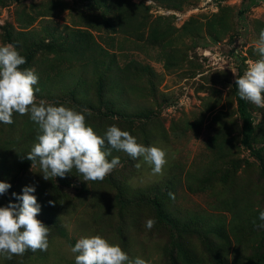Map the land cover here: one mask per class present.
<instances>
[{
	"label": "rangeland",
	"instance_id": "374dc122",
	"mask_svg": "<svg viewBox=\"0 0 264 264\" xmlns=\"http://www.w3.org/2000/svg\"><path fill=\"white\" fill-rule=\"evenodd\" d=\"M128 1L134 20L112 27L109 0H0V45L19 44L21 69L39 78L38 104L72 108V86L95 78L72 50L55 53L57 43L75 46L66 34L85 30L122 69L111 84L104 79V97L125 115L86 123L101 136L112 125L126 130L167 161L154 175L143 157L116 150L109 160L120 164L103 181L86 182L75 169L45 180L39 162L26 159L37 126L14 113L12 124L0 122V181L11 185L0 206L34 186L49 246L11 260L0 254V264H75L71 247L92 235L146 264H264V228L253 224L264 211V108L246 101L254 129L245 138L235 84L260 58L264 0ZM91 86L84 101L102 106Z\"/></svg>",
	"mask_w": 264,
	"mask_h": 264
},
{
	"label": "clouds",
	"instance_id": "9594fccd",
	"mask_svg": "<svg viewBox=\"0 0 264 264\" xmlns=\"http://www.w3.org/2000/svg\"><path fill=\"white\" fill-rule=\"evenodd\" d=\"M254 51L259 59L250 60L245 72L235 84L241 99L264 108V29L259 33ZM26 63L12 44L0 45V122L13 123V114L28 115L37 126L36 140L26 159L39 162L43 179L63 178L73 169L86 182L103 181L120 164L119 157L111 156L112 150L122 151L133 159L143 157L151 166L154 175H162L166 153L156 146H144L126 130L109 126L101 136L86 123L85 114L63 105L37 103L34 86L38 75L33 69H21ZM136 167H140L139 164ZM11 185L0 181V196L5 195ZM34 186H24L21 194L12 196L19 203L9 201L0 206V254L11 260L26 251H47L49 227L37 219L41 205L33 193ZM170 198L174 194L169 193ZM49 205L55 204L49 200ZM262 222L254 226L264 228V211L259 212ZM154 219H148L145 227L151 230ZM75 264H146L142 258L130 260L118 244L110 243L100 235L77 239L71 247Z\"/></svg>",
	"mask_w": 264,
	"mask_h": 264
},
{
	"label": "trees",
	"instance_id": "16d2710c",
	"mask_svg": "<svg viewBox=\"0 0 264 264\" xmlns=\"http://www.w3.org/2000/svg\"><path fill=\"white\" fill-rule=\"evenodd\" d=\"M128 2V0H109L107 9H109L110 18H106L105 21L112 27H115V25H120L121 22L134 20V17L131 14L130 7L126 6ZM127 25H129V23H127ZM127 31L128 33H132V30ZM67 36L71 37V42L75 41V46L70 45L66 48H63L60 44L57 43V49L55 53H68L70 52V50H72L76 55L77 60L80 61L81 68L85 70V67L92 66L94 68L93 71L95 74V78L92 81L86 82L85 80L80 79L78 80V85L74 84V86H72L70 96V99L72 101L71 106H73L72 108L76 107V109H79L81 113L85 114L86 120L89 118H92L93 120L102 118L103 120L99 121L103 122L108 120H104V118L106 117H115L116 114H119L118 111L114 109V106L111 108L107 107L106 105L110 104V102L106 101L104 97V79L109 78L111 84L113 81V77H111L110 74L113 75V69L116 68V74L118 72H121L122 70L121 68H118L119 66L115 62L114 55L109 54V52L94 39V36L85 30H73L70 35H65V37ZM11 43L16 47L19 46L16 40H13ZM51 45H53V43ZM48 47L49 45L47 46V48ZM107 57H110V59H107ZM90 62H93V64H88ZM92 84H95L92 91L95 90L94 94L97 95V101L102 106L93 105L91 102L88 103L87 101H84L88 98V93L92 87ZM73 93L74 95L77 94L78 96L74 97L72 95ZM57 100L60 101V103H65V101L63 100ZM237 100V110L243 123V135L245 138H248L249 135L253 132L254 124L248 112L246 100L241 99L238 94ZM113 104L114 103H112V105ZM119 115L125 116L121 114ZM113 151L116 150L113 149L112 152ZM22 154H24V152Z\"/></svg>",
	"mask_w": 264,
	"mask_h": 264
},
{
	"label": "built area",
	"instance_id": "2783aa9c",
	"mask_svg": "<svg viewBox=\"0 0 264 264\" xmlns=\"http://www.w3.org/2000/svg\"><path fill=\"white\" fill-rule=\"evenodd\" d=\"M249 61H250V60L247 61V65H248V62H249ZM245 70H246V69H245ZM245 70H244V72H245ZM244 72H243V73H244ZM242 75H243V74H242Z\"/></svg>",
	"mask_w": 264,
	"mask_h": 264
}]
</instances>
